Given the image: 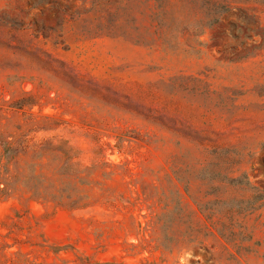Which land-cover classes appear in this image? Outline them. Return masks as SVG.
Segmentation results:
<instances>
[{
  "label": "rangeland",
  "instance_id": "obj_1",
  "mask_svg": "<svg viewBox=\"0 0 264 264\" xmlns=\"http://www.w3.org/2000/svg\"><path fill=\"white\" fill-rule=\"evenodd\" d=\"M0 264H264V0H0Z\"/></svg>",
  "mask_w": 264,
  "mask_h": 264
}]
</instances>
